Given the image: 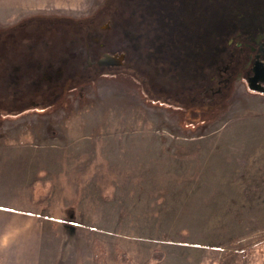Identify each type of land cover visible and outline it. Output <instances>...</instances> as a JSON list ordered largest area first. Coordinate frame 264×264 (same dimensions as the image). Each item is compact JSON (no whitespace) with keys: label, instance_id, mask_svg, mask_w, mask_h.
Wrapping results in <instances>:
<instances>
[{"label":"rangeland","instance_id":"374dc122","mask_svg":"<svg viewBox=\"0 0 264 264\" xmlns=\"http://www.w3.org/2000/svg\"><path fill=\"white\" fill-rule=\"evenodd\" d=\"M118 1L0 0V203L30 214L47 264H264V93L231 79L203 109L157 95L135 49L156 21ZM106 12L91 48L126 64L80 77L82 20ZM10 60L30 67L14 84Z\"/></svg>","mask_w":264,"mask_h":264},{"label":"flooded vegetation","instance_id":"af4514ba","mask_svg":"<svg viewBox=\"0 0 264 264\" xmlns=\"http://www.w3.org/2000/svg\"><path fill=\"white\" fill-rule=\"evenodd\" d=\"M121 2L127 5V0H119L115 11ZM135 4L138 13H129L128 17L136 14L140 21H156L150 42H143L145 33L136 34L139 43L135 44V49L139 50L141 59L147 56L145 64L148 65L138 68L146 71L143 73L157 95L177 97L182 101L188 99L203 109L208 97L210 102L218 101L223 87H227L231 79H244L249 88L264 93V0H137ZM107 16L104 22L92 17L88 24V36L85 37L83 31L84 34L77 35L86 48L77 52L82 61L86 60L85 71L80 77H88L92 72H99L100 68L126 64L129 52L125 50L98 54L96 48H91L94 41L99 42L92 32L97 27L111 29L117 17L112 12ZM8 29L3 27L1 31L13 35L14 32ZM106 53H125V57L119 65L101 64L100 59ZM32 60L35 59H27L29 65L33 64ZM8 68V78L13 83L18 81L20 71L28 76L27 68L30 67L14 64L10 60ZM77 68L73 67L65 75L74 78ZM36 74L43 80L49 77L42 63H39ZM63 76L59 68L54 76L56 79H50L58 81ZM213 79L219 84L217 88L207 86L208 80ZM42 90L41 97H46L47 89Z\"/></svg>","mask_w":264,"mask_h":264},{"label":"crops","instance_id":"0c3cea01","mask_svg":"<svg viewBox=\"0 0 264 264\" xmlns=\"http://www.w3.org/2000/svg\"><path fill=\"white\" fill-rule=\"evenodd\" d=\"M42 247L30 214L0 203V264H47Z\"/></svg>","mask_w":264,"mask_h":264},{"label":"water","instance_id":"95a60500","mask_svg":"<svg viewBox=\"0 0 264 264\" xmlns=\"http://www.w3.org/2000/svg\"><path fill=\"white\" fill-rule=\"evenodd\" d=\"M125 57V53H106L103 58L100 59L101 64H112V65H119L122 63Z\"/></svg>","mask_w":264,"mask_h":264},{"label":"trees","instance_id":"16d2710c","mask_svg":"<svg viewBox=\"0 0 264 264\" xmlns=\"http://www.w3.org/2000/svg\"><path fill=\"white\" fill-rule=\"evenodd\" d=\"M82 20V19H81ZM32 21V20H31ZM53 21H55L54 19H53ZM84 23H86V25L87 24H89V23H91V21H92V17H89L88 18V20H82ZM64 24H66L65 22H63ZM21 25H17V26H13L12 28H10V29H8L9 31H13L14 33H16V32H18V29L19 30H21L20 28H22V27H20ZM84 27V26H83ZM3 33H5V32H3ZM6 34V33H5ZM8 34V33H7ZM0 35H2V33L0 32ZM5 37H7V35H5ZM0 38H2V37H0ZM54 86H56V87H54ZM59 89V87L56 85V84H53L52 86H51V89H49V90H47L48 92L47 93H49V94H54V91H56V90H58ZM0 107H1V105H0ZM124 259H125V262L128 264L129 262H130V260L127 258V256L124 254ZM101 262H103V260H100Z\"/></svg>","mask_w":264,"mask_h":264}]
</instances>
